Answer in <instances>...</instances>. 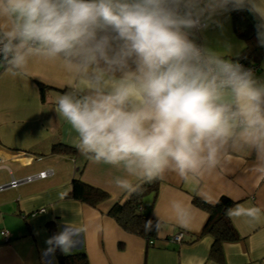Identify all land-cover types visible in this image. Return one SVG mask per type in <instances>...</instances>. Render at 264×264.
I'll return each mask as SVG.
<instances>
[{"label":"clouds","instance_id":"1","mask_svg":"<svg viewBox=\"0 0 264 264\" xmlns=\"http://www.w3.org/2000/svg\"><path fill=\"white\" fill-rule=\"evenodd\" d=\"M229 5L259 17L264 45V0H0V66L15 77L33 59L60 63L71 83L56 112L83 155L122 169L118 188L169 168L196 175L229 151L264 157V83L191 38ZM227 214L259 220L261 209ZM84 231L65 220L47 251L67 254Z\"/></svg>","mask_w":264,"mask_h":264},{"label":"crops","instance_id":"2","mask_svg":"<svg viewBox=\"0 0 264 264\" xmlns=\"http://www.w3.org/2000/svg\"><path fill=\"white\" fill-rule=\"evenodd\" d=\"M204 23L192 36L195 42L236 59L244 42L236 36L228 8L205 13ZM254 78L264 83V56ZM70 77L56 61L33 59L25 75L12 76L0 66V264H56L47 251L48 225L56 232L65 220L85 231L69 253L83 252L88 264H264V157L247 149L229 151L215 168L181 176L165 169L157 177L158 190L141 199L140 208L160 224L157 239L124 231L110 216L132 190L118 188L114 178L122 169L83 155L76 133L56 112V97L69 90ZM38 84L44 88L40 90ZM42 91V92H41ZM53 144L75 149L52 154ZM42 171L43 179L6 187ZM133 189L147 179L129 177ZM79 180L108 194L93 207L68 198L70 183ZM194 197L215 204L220 197L237 205L261 209L259 220L230 217L238 240L223 242L212 253V237L202 230L208 214L196 207ZM182 233L180 242L172 237ZM65 254V253H64Z\"/></svg>","mask_w":264,"mask_h":264},{"label":"trees","instance_id":"3","mask_svg":"<svg viewBox=\"0 0 264 264\" xmlns=\"http://www.w3.org/2000/svg\"><path fill=\"white\" fill-rule=\"evenodd\" d=\"M228 10L232 18L234 33L244 42V49L236 59L244 63L256 62L261 56H264V45L257 39V24L259 17L247 6L243 8H233L229 5ZM40 90L44 88L38 84ZM42 92V91H41ZM74 148L62 144H53L50 152L52 154H73ZM157 177L151 180H145L132 190L126 200L121 204H115L109 211L111 217L126 232L143 237L152 242L157 239L160 230L158 221L152 219L147 213L142 212L140 208L141 199L147 194H155L158 190ZM108 194L96 187L83 183L79 180H72L68 198L85 203L90 206H97L107 199ZM193 204L204 210L208 214V220L205 223L202 234L212 237V253H220L223 242H233L238 240V234L230 222L227 210L233 206V202L226 197H220L215 204H208L201 199L194 197ZM152 221V229L145 230V222ZM50 237L56 233L52 225H48ZM56 264H88L86 255L83 252L64 254L59 249L53 253Z\"/></svg>","mask_w":264,"mask_h":264},{"label":"built area","instance_id":"4","mask_svg":"<svg viewBox=\"0 0 264 264\" xmlns=\"http://www.w3.org/2000/svg\"><path fill=\"white\" fill-rule=\"evenodd\" d=\"M203 25H204V23L201 22V26H200L199 28L193 30V35H194V36L197 35V31H198L201 27H203ZM196 43H197L198 45H200L198 42H196ZM225 59H226V58H225ZM228 60L232 61L233 63H239V64L242 65L243 68L246 69V70H251V72L253 73V75H254V74L257 72V70H258V66H257L255 63H244V62H242V61H240V60H238V59H228ZM49 174H50L49 171H42V172L37 173L36 175L28 176V177L24 178V179L21 180V181H18V180H15V179L12 178L6 187H9V188H15L16 186H18V185H19L20 183H22V182H23V183H28V182H31V181H33V180H35V179H43V178L47 177ZM2 188H5V187H2V186H1V187H0V190H1ZM0 233H1L2 238H3L4 240H7V238H8L7 236H8V235H7L6 231H1ZM181 238H182V233H178V234H176V235H174V236L172 237V240H173V242H180Z\"/></svg>","mask_w":264,"mask_h":264}]
</instances>
